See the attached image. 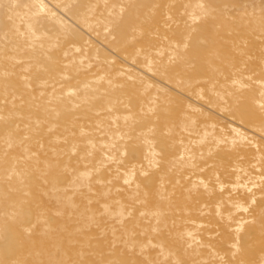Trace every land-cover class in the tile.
I'll return each mask as SVG.
<instances>
[{"label":"rangeland","instance_id":"374dc122","mask_svg":"<svg viewBox=\"0 0 264 264\" xmlns=\"http://www.w3.org/2000/svg\"><path fill=\"white\" fill-rule=\"evenodd\" d=\"M0 264H264V0H0Z\"/></svg>","mask_w":264,"mask_h":264},{"label":"bare ground","instance_id":"6f19581e","mask_svg":"<svg viewBox=\"0 0 264 264\" xmlns=\"http://www.w3.org/2000/svg\"><path fill=\"white\" fill-rule=\"evenodd\" d=\"M223 235V243L228 242V240L230 239L229 233L225 231Z\"/></svg>","mask_w":264,"mask_h":264}]
</instances>
